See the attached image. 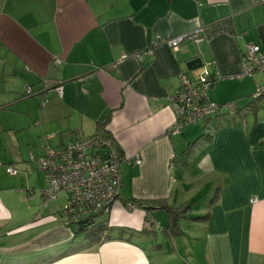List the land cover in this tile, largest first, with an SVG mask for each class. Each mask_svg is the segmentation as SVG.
Returning a JSON list of instances; mask_svg holds the SVG:
<instances>
[{"label":"crops","instance_id":"1","mask_svg":"<svg viewBox=\"0 0 264 264\" xmlns=\"http://www.w3.org/2000/svg\"><path fill=\"white\" fill-rule=\"evenodd\" d=\"M248 43L264 50V0H0V162L17 171L0 166V264H264V99L250 97L262 76L237 78ZM195 59L219 77L208 98L236 112L175 133L170 98L200 74ZM104 131L127 161L92 221L108 229L90 237L57 203L18 198L40 186L28 152ZM186 204L169 228L166 208Z\"/></svg>","mask_w":264,"mask_h":264},{"label":"built area","instance_id":"2","mask_svg":"<svg viewBox=\"0 0 264 264\" xmlns=\"http://www.w3.org/2000/svg\"><path fill=\"white\" fill-rule=\"evenodd\" d=\"M201 35L202 29L199 28L191 34L168 40L167 45L175 50L185 39L198 42ZM151 54V51H147L144 55ZM136 58L142 59V55ZM55 64H59V60H55ZM257 73L261 74L262 83L251 95L253 100L264 99V50L248 43L241 57V70L237 78L252 77ZM218 79L217 74L211 75L206 68L194 81L180 76V86L170 98L178 118L172 132L176 133L183 126L195 124L214 115L235 111L234 102L218 104L209 101L207 91L214 80ZM53 91L62 97L61 86L55 87ZM26 93L31 95L32 89L27 88ZM30 160L36 162L46 181V189L41 192L43 206L54 199L59 191L67 194V204L61 209L64 220L72 221L80 213L90 215L107 212L119 197L120 165L126 159L118 153L111 136H77L58 148L45 145L43 154L38 158L30 154ZM130 161L135 165L141 163L138 156ZM6 172L11 176L16 175L12 168H7ZM127 207L134 208L130 203Z\"/></svg>","mask_w":264,"mask_h":264},{"label":"rangeland","instance_id":"3","mask_svg":"<svg viewBox=\"0 0 264 264\" xmlns=\"http://www.w3.org/2000/svg\"><path fill=\"white\" fill-rule=\"evenodd\" d=\"M206 66V65H205ZM205 66H202L198 71H202L204 68H205ZM260 77V76H259ZM261 84V81L258 83V85L256 84V86H255V88H257V86H259ZM224 117H226V116H224ZM27 158H28V160H30V154H29V152L27 153ZM29 162H31L30 164H31V168H32V170H29L30 172H29V176L31 175V176H33L36 172H34L33 171V167H34V164H36L35 162H33V161H29ZM0 164H2L1 162H0ZM3 166V165H2ZM36 166H37V164H36ZM3 167H5V166H3ZM10 167H13L14 168V166H10ZM38 168V167H37ZM36 174H39V177H38V179H39V181H40V186H32V183H31V185L30 186H26L25 187V184L22 182L21 184H20V186H21V190H18V198H20V199H23L24 198V200H26L27 202V204H29L30 206H32V205H35L36 206V204H38L40 201H39V199L41 200L42 199V201H41V205H42V203H43V201H44V199H43V197L41 198L40 196H42L41 195V192L43 191V190H45L46 189V181H45V178H44V175H42V173H36ZM33 179H36V176L34 175L33 176ZM207 179H205L204 180V182L207 184ZM211 182V181H210ZM207 187H211L210 185H208ZM208 189V188H207ZM208 193V192H207ZM206 193V194H207ZM206 194H204V196L202 197L203 199L204 198H206L207 197V195ZM35 195V197L37 196L38 197V199L37 198H35V202H33V201H31L33 198H32V196H34ZM31 199V200H30ZM200 199V198H199ZM199 199H196V200H199ZM67 201H68V196H67V194L64 192V191H59L57 194H56V197L54 198V199H52L51 201H49V202H47L46 203V205H48L49 203H57V207L59 206L60 208H63L66 204H67ZM45 205V206H46ZM200 205H201V203L199 202V201H196V203H195V206H197V208H199L200 207ZM43 206V205H42ZM49 206H50V204H49ZM48 206V207H49ZM47 207V208H48ZM47 208H45V210L47 209ZM205 209L203 210V211H199L198 213H192L191 215H196V214H198V216H194V219L195 218H197V217H199V216H203V215H205ZM46 214V216L48 215L47 213H45ZM190 221L188 220V221H181V226L184 228V230H189L188 228H191L192 227V225L189 223ZM197 222V221H196ZM64 223V222H63ZM171 224H172V226H173V221H171ZM186 225H187V228H186ZM198 228H200V227H198L197 225H196V228L195 229H193V230H199Z\"/></svg>","mask_w":264,"mask_h":264},{"label":"trees","instance_id":"4","mask_svg":"<svg viewBox=\"0 0 264 264\" xmlns=\"http://www.w3.org/2000/svg\"><path fill=\"white\" fill-rule=\"evenodd\" d=\"M215 81V80H214ZM213 85V84H212ZM212 87V86H211ZM210 87V88H211ZM27 88H30V87H27ZM27 88H26V90H27ZM209 88V89H210ZM32 89V88H31ZM209 89H208V91H209ZM26 90H25V97L27 98V97H30V96H33L34 95V90H32V94L31 95H28L27 93H26ZM208 91H207V93H208ZM54 92V91H53ZM58 96V95H57ZM207 96H208V94H207ZM251 97V96H250ZM209 99V98H208ZM253 100V99H252ZM259 100V99H258ZM209 101H211L210 99H209ZM212 102V101H211ZM215 103V102H214ZM219 104V103H218ZM223 104H225V103H223ZM235 108H236V105H235ZM236 112V109H235V111H233V112H226L227 114H233V113H235ZM224 113V112H223ZM218 116L220 115V114H217ZM217 115H214V116H217ZM102 135H107V136H110V134H108L107 132H101L100 134L98 133V134H95V135H92V136H89L90 138L91 137H95V136H102ZM81 137V136H80ZM75 139V138H74ZM73 139V140H74ZM71 142V141H70ZM114 145H115V143H114ZM115 147H116V145H115ZM116 149H117V151H118V153L121 155V153H120V150L116 147ZM32 155V154H31ZM34 158H35V156H33ZM40 157V156H39ZM36 158H38V157H36ZM186 158V156H183V159L181 160V159H179L181 162H183V160ZM30 161V160H29ZM32 161V160H31ZM33 162H35V161H33ZM36 163V162H35ZM0 166H2V164H0ZM7 168H11L10 166H5V172H6V169ZM13 169V168H12ZM14 170V169H13ZM16 171V170H15ZM40 171V170H39ZM41 172V171H40ZM42 173V172H41ZM6 174L7 175H9L7 172H6ZM43 174V173H42ZM16 175H17V171H16ZM15 175V176H16ZM44 175V174H43ZM9 176H11V175H9ZM131 204L133 207H136L137 205H135L134 203H132V202H127L126 203V205L127 204ZM146 209V208H145ZM190 209V206H189V204H186V205H183V206H180L179 208H175V209H169V208H166V210H167V214L169 215V217L171 218L170 220L171 221H174V217H178L179 215H181V214H184L186 211H188ZM98 214H101V213H98ZM60 215H61V217L63 218V216H62V214H61V212H60ZM78 215V214H77ZM95 216H97V214H90V215H83L82 213H80L78 216H77V218L76 219H73L72 221H70V220H64V225H70V224H76V225H78V227L81 229V230H85V231H88V235L90 236V237H92V236H95L96 237V235L97 234H100V232H101V230L103 229V230H105V229H108V228H105V225L104 224H100V223H98V224H95L94 222H92L93 221V219L95 218ZM64 219V218H63ZM196 220L198 219V218H195ZM92 223V224H91ZM169 228H171V229H175L176 228V226H175V224H173V226H172V224H171V226H169Z\"/></svg>","mask_w":264,"mask_h":264},{"label":"water","instance_id":"5","mask_svg":"<svg viewBox=\"0 0 264 264\" xmlns=\"http://www.w3.org/2000/svg\"><path fill=\"white\" fill-rule=\"evenodd\" d=\"M202 63H201V60L200 59H195V60H192L191 62H189L187 64V69L189 71H194V70H197L201 67Z\"/></svg>","mask_w":264,"mask_h":264}]
</instances>
